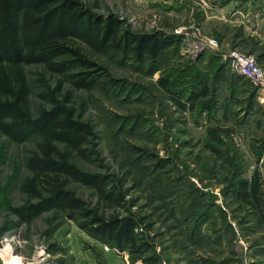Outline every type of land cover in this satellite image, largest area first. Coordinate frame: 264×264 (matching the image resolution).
<instances>
[{
	"label": "rangeland",
	"instance_id": "1",
	"mask_svg": "<svg viewBox=\"0 0 264 264\" xmlns=\"http://www.w3.org/2000/svg\"><path fill=\"white\" fill-rule=\"evenodd\" d=\"M76 1L129 49L75 42L92 67L71 74L95 78L90 91L24 66L29 112L59 102L91 126L87 159L72 162L115 202L70 189L91 217L133 218L136 245L118 246L93 235L88 219L57 211L22 224L25 160L40 138L0 134V264H264V87L230 57L252 55L264 69V0ZM137 36L169 42L156 57L138 56Z\"/></svg>",
	"mask_w": 264,
	"mask_h": 264
},
{
	"label": "trees",
	"instance_id": "2",
	"mask_svg": "<svg viewBox=\"0 0 264 264\" xmlns=\"http://www.w3.org/2000/svg\"><path fill=\"white\" fill-rule=\"evenodd\" d=\"M96 26L76 0H0V134L14 143L33 135L40 138L36 150L25 160L30 177L22 183L21 191L29 202L15 210L22 224L57 211L71 220L88 219L93 235L118 246H135L137 224L133 218L105 221L91 217L70 189L72 184H80L96 190L105 202H115L105 193V184L72 162L73 158L87 159V147L94 136L91 126L59 102L36 118L29 112L24 66L41 65L50 74L72 78L75 90L90 91L96 86L95 78L88 73L71 74L78 68L92 67L75 42L100 53L110 47L123 52L129 49L130 43L121 46L116 39L112 23L105 30ZM132 42L136 45L130 50L138 56L146 53L156 57L169 41L137 36Z\"/></svg>",
	"mask_w": 264,
	"mask_h": 264
},
{
	"label": "built area",
	"instance_id": "3",
	"mask_svg": "<svg viewBox=\"0 0 264 264\" xmlns=\"http://www.w3.org/2000/svg\"><path fill=\"white\" fill-rule=\"evenodd\" d=\"M210 45H216L215 41L209 42ZM231 67L249 79L253 84L264 87V69H261L254 56L240 54L237 52L231 53Z\"/></svg>",
	"mask_w": 264,
	"mask_h": 264
}]
</instances>
